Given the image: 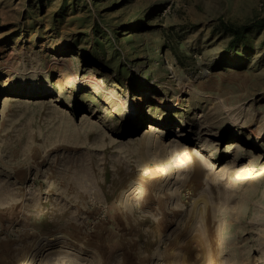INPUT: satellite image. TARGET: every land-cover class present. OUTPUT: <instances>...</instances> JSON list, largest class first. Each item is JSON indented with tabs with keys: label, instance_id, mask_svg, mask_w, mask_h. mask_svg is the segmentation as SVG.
Returning <instances> with one entry per match:
<instances>
[{
	"label": "rangeland",
	"instance_id": "obj_1",
	"mask_svg": "<svg viewBox=\"0 0 264 264\" xmlns=\"http://www.w3.org/2000/svg\"><path fill=\"white\" fill-rule=\"evenodd\" d=\"M249 159L264 0H0V264H264Z\"/></svg>",
	"mask_w": 264,
	"mask_h": 264
},
{
	"label": "bare ground",
	"instance_id": "obj_2",
	"mask_svg": "<svg viewBox=\"0 0 264 264\" xmlns=\"http://www.w3.org/2000/svg\"><path fill=\"white\" fill-rule=\"evenodd\" d=\"M147 131L148 132H155V131H160L161 129L159 128L158 124L151 122L149 123V126L147 127ZM228 144L233 146L234 149L231 151V153H236V149H235V145L236 146H240L235 140L233 139H229ZM180 146H185V148H193L195 151H192L193 155H197L199 153H201V150L199 149L198 145H189L188 142H186L184 139H180L179 142ZM230 152H228L229 154ZM204 156L205 153H202ZM245 166L242 167V179H247V180H254L258 177H261L262 175H264V160L256 163L254 162L252 159L246 160L243 163ZM55 237L53 235H49L47 237L48 240L54 239Z\"/></svg>",
	"mask_w": 264,
	"mask_h": 264
},
{
	"label": "trees",
	"instance_id": "obj_3",
	"mask_svg": "<svg viewBox=\"0 0 264 264\" xmlns=\"http://www.w3.org/2000/svg\"><path fill=\"white\" fill-rule=\"evenodd\" d=\"M236 33H237V31H236Z\"/></svg>",
	"mask_w": 264,
	"mask_h": 264
}]
</instances>
